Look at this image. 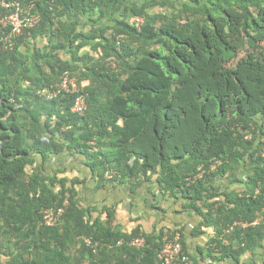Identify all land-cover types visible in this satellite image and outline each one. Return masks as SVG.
<instances>
[{"label":"trees","instance_id":"trees-1","mask_svg":"<svg viewBox=\"0 0 264 264\" xmlns=\"http://www.w3.org/2000/svg\"><path fill=\"white\" fill-rule=\"evenodd\" d=\"M2 1L33 2L40 21L0 46V264H158L155 228L127 247L139 225L124 232L116 204L85 205L84 179L48 169L64 153L98 189L155 181L185 200L192 234L213 231L202 258L264 264V0ZM64 73L87 87L37 95Z\"/></svg>","mask_w":264,"mask_h":264},{"label":"crops","instance_id":"crops-1","mask_svg":"<svg viewBox=\"0 0 264 264\" xmlns=\"http://www.w3.org/2000/svg\"><path fill=\"white\" fill-rule=\"evenodd\" d=\"M83 163V159H74L64 153L54 155L50 164L48 163V169L59 168L64 176L84 179L85 184L80 185V194L85 205L102 208L116 204L119 224L124 232L129 233L138 225L143 232L151 228L179 226L184 236L185 250L193 257L198 254V249L202 251L213 237L210 228H202V234H192L202 222L199 214L188 208L185 200L162 193L155 181L133 192L127 184L105 185L98 189ZM196 257L199 260V257Z\"/></svg>","mask_w":264,"mask_h":264},{"label":"built area","instance_id":"built-area-1","mask_svg":"<svg viewBox=\"0 0 264 264\" xmlns=\"http://www.w3.org/2000/svg\"><path fill=\"white\" fill-rule=\"evenodd\" d=\"M1 7L4 13L0 15V43L3 48H8L13 45L14 40L19 37L24 30H28L36 26L40 21L38 13L34 12V3H19L16 1L2 2ZM138 22L139 20H135ZM77 89L75 81L69 78L64 73L59 85V90L62 92H72ZM42 94H48V91H43ZM55 95L54 93L50 96ZM85 103L83 97H78L75 100L72 111L75 113L83 114L85 109ZM62 214V210L52 212L47 210L43 214V221L46 226H53L58 222L59 217ZM161 243L162 247L158 255L160 264H191L186 256L181 252V246L179 243V233L177 231H169L163 229L161 231ZM136 247H140L143 244L142 240H136L132 243Z\"/></svg>","mask_w":264,"mask_h":264},{"label":"clouds","instance_id":"clouds-1","mask_svg":"<svg viewBox=\"0 0 264 264\" xmlns=\"http://www.w3.org/2000/svg\"><path fill=\"white\" fill-rule=\"evenodd\" d=\"M2 2H10V1H2ZM1 2V3H2ZM12 2V1H11ZM16 2H18V1H16ZM1 3H0V7H1ZM19 3H21V2H19ZM25 3H29V2H25ZM23 4V3H22ZM1 9H2V7H1ZM3 10V9H2ZM3 13H4V10H3ZM139 20L138 22H136L135 20ZM131 20H132V22L134 23V25L136 26V29H139L140 28V25H141V22H142V19L141 18H139V17H132L131 18ZM35 27V26H34ZM32 29V28H31ZM28 30H30V29H28ZM24 31H26V30H24ZM23 31V32H24ZM23 32H22V34H23ZM1 34V33H0ZM21 34V35H22ZM20 35V36H21ZM19 36V37H20ZM18 38V37H17ZM16 38V39H17ZM15 39V40H16ZM15 40H14V42H13V45L12 46H10V47H8V48H3L2 47V45H1V43H0V46L2 47V50H4V51H7V50H11V49H13V47H14V45H15ZM112 62V61H111ZM67 74V73H66ZM68 75V74H67ZM69 76V75H68ZM69 78H71L72 80H74L75 81V84H76V86H77V89L75 90V91H72V92H63L64 94H73V93H78V92H83V90H84V88L85 87H87V83H84V84H82V85H79L78 84V82H77V80L75 79V78H73V77H70L69 76ZM61 83V82H60ZM60 83L55 87V88H53V89H55V90H49V89H47V88H44V89H40V90H38L37 91V95L39 96V97H41V98H43V99H45V100H52V99H54V98H56L62 91H60L59 90V85H60ZM43 91H48V94H42V92ZM55 94V95H53V96H50L51 94ZM78 97H80V95H77L76 96V98H75V100L78 98ZM84 98V97H83ZM75 100H74V103H75ZM74 103L72 104V106H71V109H70V111H71V113H73V114H75V112H73L72 111V108H73V106H74ZM84 103H85V107L87 108V104H86V101H85V98H84ZM250 137H247V139H249ZM262 156L264 157V152H262ZM45 211H47V210H44V211H42V221H43V214H44V212ZM62 213H63V211H62ZM62 215V214H61ZM60 218V217H59ZM234 225H236V223H234ZM243 226H246L245 224H243ZM163 229H167V230H169V231H177L178 233H179V243H180V246H181V252H182V254L184 255V256H186L187 258H188V260L191 262V264H224V263H219V262H212L211 260H209V259H206L205 257H201L200 255H199V252H198V254H196L194 257L191 255V254H189L187 251H186V253L183 251V249H182V244H181V241H180V238L182 237V235H183V233H182V230H181V228L179 227V226H174V227H172V228H169V227H160V228H155V231L156 232H158L159 234L158 235H160L159 236V239H158V241H159V244H160V248H159V250H158V254H157V260H158V255H159V252H160V250H161V247H162V243H161V231L163 230ZM232 229V228H231ZM143 231H141L140 233H139V235H137L136 237H133L132 239H130V240H128V242H127V247H129V248H132V249H134V250H137V251H139V250H142V249H144V248H146L147 247V240L145 239V237L143 236ZM136 240H142L143 241V244L140 246V247H136L135 245H133L132 243L134 242V241H136ZM85 243H86V245L87 246H89V247H91L92 246V244H91V241L90 240H86L85 241ZM117 245H122V242L120 241V242H118L117 243ZM98 246V244H94V248H96ZM102 246L103 245H99V248H102ZM206 247V246H205ZM203 248V250H202V252H205V250L207 251V248ZM199 250V249H198ZM205 254V253H204ZM246 255H247V258H246ZM196 256H198L199 257V260L197 259V257ZM242 259H243V261L244 262H250L251 261V258H250V255H248V254H245L243 257H242ZM158 264H160V262H159V260H158ZM179 264H183V263H180L179 262ZM227 264V263H226Z\"/></svg>","mask_w":264,"mask_h":264},{"label":"rangeland","instance_id":"rangeland-1","mask_svg":"<svg viewBox=\"0 0 264 264\" xmlns=\"http://www.w3.org/2000/svg\"><path fill=\"white\" fill-rule=\"evenodd\" d=\"M183 1H184V0H174L173 2H174L175 7L178 8L179 5H180V3H182ZM44 45H45V40H42V41L39 40V41H38V46H39V47H42V46H44ZM237 60H239V59L236 58L235 62H236ZM235 62H234V63H235ZM251 167H252V165H251L250 163H248V164L246 163V166L244 165V166L242 167L243 174L246 175L247 172H248L247 170L250 169ZM246 258H247V255H246Z\"/></svg>","mask_w":264,"mask_h":264}]
</instances>
